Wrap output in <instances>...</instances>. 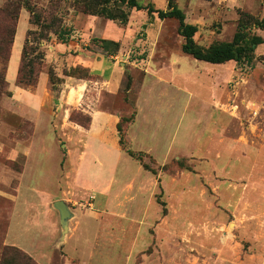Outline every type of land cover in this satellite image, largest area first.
<instances>
[{
    "label": "rangeland",
    "instance_id": "374dc122",
    "mask_svg": "<svg viewBox=\"0 0 264 264\" xmlns=\"http://www.w3.org/2000/svg\"><path fill=\"white\" fill-rule=\"evenodd\" d=\"M173 1L186 15V23L198 27L195 41L205 48L214 42L233 41L241 11L252 10L264 18V0H258L254 6L248 0ZM140 2L168 10L170 0ZM10 5L20 12L14 22L17 35L8 73L7 61L0 57V255L5 246L24 249L26 243L37 240L41 246L37 251L29 248L28 252L38 264L44 263L43 253L48 258L56 255L55 264H61L58 260L62 255L82 264H264V231H256L259 219H253L261 216L264 220V44L256 50L253 65L236 62L212 65L182 55L181 59L188 64H184V77L179 81L186 85L188 94L185 97L183 93L178 99L171 116L163 95L159 99L161 113L155 116L159 122L168 120L172 127L171 131L169 124L164 127L171 146L168 169L159 171L157 176L147 174L142 163L117 150L112 139L103 144L85 137L88 148L85 150L81 144L79 151L83 148L88 153V161L75 174L71 166L73 161L78 166V157L65 159L67 138H63L59 128L62 121L53 114L57 110L54 104L58 103L47 105L52 111L49 116L47 112L37 114L30 110L20 98L19 87L31 90L35 87L19 86L16 78L26 42L25 63L37 61V73L42 70L41 76H48L49 90L59 97L68 89L64 85L70 80L66 73L77 67L69 61V55H76L78 49L73 46L90 50V45L100 47V44L93 41L92 33L80 32L74 24L80 14L74 0H0V38L11 26L6 19ZM109 25L121 36V47L117 53L114 48L102 50L109 57H117L114 61L119 69L120 62H124L126 70H130L116 96L114 109L127 112L126 117H130L136 108L135 94L131 92L134 81L146 79V86L149 83V76L139 68L156 71L169 59H179L185 40L179 34L178 20H161L147 11L133 10L125 26L112 21ZM255 32L264 37V30ZM208 68L221 69L225 75L216 91V73L210 74ZM50 70L56 75L54 85L50 83ZM160 73L172 76L170 72L165 74V70ZM130 79L131 89L127 93ZM44 81L41 80V88ZM146 97L150 99L149 93ZM219 99L221 104L217 108L215 103ZM145 101L141 119L149 115ZM9 111L18 115L11 116ZM73 114L80 121L87 116L81 110ZM11 142L30 147L31 156L22 177L18 174L22 159L14 164L7 161ZM140 142L149 145L147 139ZM165 142L162 139L160 146ZM140 147L136 143L129 145L135 152ZM101 149L102 163L93 164L91 160ZM176 160L185 161L192 172L177 169ZM143 162L154 169L160 167L152 156H145ZM153 178L157 179L154 191L147 182ZM18 180L22 181L20 188ZM142 180H146L149 193L140 197L137 183ZM229 187L235 189V197ZM18 188L16 203L11 196ZM50 196L54 200H71L67 203L75 205L78 214L71 226L73 230L77 225V231L71 233L74 236L68 244L57 250L60 220L57 213L54 216L48 213ZM104 206L107 212H102ZM9 217L14 223L6 240ZM248 217L253 221L252 231H248ZM64 235L62 240L67 236ZM47 239V247H53L43 252Z\"/></svg>",
    "mask_w": 264,
    "mask_h": 264
},
{
    "label": "crops",
    "instance_id": "0c3cea01",
    "mask_svg": "<svg viewBox=\"0 0 264 264\" xmlns=\"http://www.w3.org/2000/svg\"><path fill=\"white\" fill-rule=\"evenodd\" d=\"M155 2H159V0H154ZM258 0H248V3H250L252 6H254L256 3H258ZM258 5V4H257ZM251 6V7H252ZM261 6V5H260ZM157 9V8H156ZM259 9V7H258ZM162 10V9H159ZM167 11V10H165ZM245 12H249L253 15H258V12L250 11V10H244ZM76 24L77 29L80 32H88L92 33V36H95V39H115V42L121 41V36L116 32L109 29L110 21H103L102 18L99 17H92L85 14L80 13L78 16H76V20L74 22ZM125 32L123 31V34ZM86 41H90V39H87ZM114 41V40H112ZM88 42L85 43V45H89ZM24 46V45H23ZM74 48L77 47L76 55H69V61L72 62L75 66H83L85 68L90 69L91 74L96 77L94 80H76L73 78H69L70 80L67 81L65 92H62L63 95L60 94L59 97H55L52 91L49 90L48 84L49 79L46 74H42L39 85L34 89H26V88H20V98L22 99V102L26 104L27 108H30V110H33L37 112V114H42L47 112V115L50 113L52 114V111L47 109V105L49 103L54 104L57 107L55 116L59 118L61 121V126L59 127L60 130L63 132V138H67V143H65L64 146V156L65 159L72 158L74 156L78 157V166L74 163H72V170L73 172L78 173L79 170L81 171V167H83V164L87 162L88 153L86 151H83V148L79 151V145L83 144L84 149L88 148L87 141L85 140L88 138H95L96 140H99L105 144L106 141L110 143V139H112L116 145V149L122 151L124 154H126L119 143V132H118V123L120 122L122 117L128 116V113H123L116 111L114 109L116 96L119 94L120 89L122 88V83L125 80V75H127V72H130V70H126L125 66L126 63L120 62L121 68L119 69V66L117 65V62L114 60L117 59V57H109L107 54H104V51L102 48L96 46V45H90L91 49H82L80 45L73 46ZM23 50V49H22ZM182 55L180 54L178 58L173 57L171 60L169 59V63L165 64L163 67L159 66V69L156 71L151 70H145L143 68H139L141 72H143L145 75L149 76V83L146 86V79H143L142 81L135 82L132 86V90L135 94V111H136V118L135 121L130 125L127 135L129 139V145L131 144H138L140 145V151L144 152L152 156L157 163L160 166L167 165L170 161L169 155H170V149L171 146L169 145V137L168 135H165L164 127L169 124L168 120H165L162 122V120L159 122L158 119L155 117L157 113H161L159 110V104H160V97H163L165 95V98L167 99V113L168 115H173L175 112V108L178 105V99L182 97V94L186 95L188 94V89L186 88V85L182 83V81H179V78L184 77V64L187 62L181 58ZM71 57V59H70ZM14 56H13V50H12V57L9 62L8 72L11 67V64L13 63ZM21 60V59H20ZM188 64V62H187ZM190 64V63H189ZM20 65V63H19ZM225 66V65H224ZM19 69V68H18ZM150 69V68H149ZM161 70H165V74L170 72L172 76H164L160 73ZM208 72L216 73V83L214 84V90L216 91V87L219 85L218 83L221 81V77L225 76L222 74L221 69H211L208 68ZM43 78V79H42ZM124 79V80H123ZM41 80H45L43 83L42 88L40 87ZM75 80V81H72ZM138 83V84H137ZM220 86V85H219ZM148 87V90H145L144 88ZM64 90V87H63ZM144 90V91H143ZM136 92V93H135ZM149 93L150 99L146 97V94ZM13 94L16 96V92H13ZM154 99H152V96ZM14 97V96H13ZM56 98V100H54ZM217 99V96L215 94V97ZM146 102V108L148 109L149 115L145 117L144 119H141V113H142V101ZM221 99H219L215 104L218 106L217 108H220ZM50 106V105H49ZM187 107V102L185 104ZM52 109V107H50ZM54 109V107H53ZM76 110H81V112H84L86 115L90 116L92 121L90 124V127L85 128L83 126H80L70 120L71 113ZM10 112V111H9ZM11 116H17L16 113L10 112ZM49 116V115H48ZM24 118V117H23ZM43 118V117H42ZM48 120L47 118H43ZM41 118L38 120L40 121ZM150 120V121H149ZM234 121V119H232ZM38 121L34 122L37 126ZM68 121V123H66ZM170 126V124H169ZM57 127V126H56ZM172 127L170 126V131ZM57 133V131H54ZM61 139L58 140L59 144L62 143ZM79 139V140H78ZM145 139L149 140V145L143 144V142H140L141 140L144 141ZM166 140L164 145L161 147V141ZM224 141V140H223ZM33 143V142H32ZM31 143V144H32ZM32 146V145H31ZM5 150V149H4ZM7 151V150H6ZM5 151V152H6ZM103 149L100 150V153L94 155V159L91 160V162L94 164V162H101V156L99 154L102 153ZM78 154V155H75ZM6 155L8 159L12 162H17L19 159H22V172L18 173L19 175H22L26 171V164L29 163V158L31 156L30 153V147L25 146L22 143L19 142H11V150L9 152H6ZM127 155V154H126ZM177 158L179 157V154H176ZM220 156V154H218ZM130 157V156H129ZM159 157L161 160H159ZM25 163V166H24ZM142 167V166H141ZM145 170V169H144ZM146 171V170H145ZM147 174H151L149 171H146ZM69 179L71 176L68 174L67 176ZM161 178V177H160ZM146 179V178H145ZM19 181V180H18ZM149 186L153 187L154 191L157 187V179L153 178L147 181ZM146 180H142L141 182L137 183V194L140 195V197L146 196V193L148 192V186ZM20 185H22V181H19L18 186L20 188ZM213 186V185H212ZM231 186V185H230ZM19 188L18 190H15V194L11 196L15 200L16 203H18V194H19ZM110 186L106 188V193ZM218 189L214 188V191L217 192ZM232 190L233 197L235 190L233 187H229V191ZM218 193V192H217ZM230 193V192H229ZM152 194V193H151ZM154 194V192H153ZM219 194V193H218ZM8 195V194H7ZM220 195V194H219ZM230 196V194H229ZM52 200V203H50L48 210V213H51L52 216H54L55 213L58 214L59 220H60V235L59 239L56 240V248H61L64 245L68 244V242L72 239L74 234L71 235V233H75L77 231V225H75L74 229L71 230V226L73 225V222L78 218V214L75 212L77 211V208L75 205L70 206L67 202H70L69 199H62V200H54V197L50 198ZM65 202L68 206L72 218L68 221V231L66 233V236L64 240H62V234L64 233L62 224H61V215L60 212L56 209L55 205L58 202ZM43 202L45 203V200L43 198ZM74 203H78L77 201ZM73 203V204H74ZM81 205V203H78ZM107 204V203H106ZM94 207V204H91ZM251 206L250 203H248V207ZM102 212H107V206H104L102 208ZM10 214V213H9ZM259 219V227L256 229V231H264V220L260 217H255L253 219ZM12 219L9 217L8 221V229L6 233V240H8L9 233L12 229ZM252 224L253 221L248 217V231H252ZM245 225V223H244ZM247 228V226H244ZM23 231V230H22ZM35 232V231H34ZM46 233V231H43ZM125 232V231H123ZM140 233V231H139ZM35 234V233H34ZM65 234V233H64ZM41 235L37 233V238L40 240ZM33 242H36L38 245H31ZM31 244H27L25 246V252H28L29 248L34 249L37 251L39 246V241H33ZM49 243V240L47 239L45 243L43 244L42 251L45 252V249H51L52 247L48 248L47 244ZM16 246V245H12ZM34 246V247H33ZM18 247V246H16ZM20 248V246H19ZM21 249V248H20ZM22 249V250H24ZM32 253V252H31ZM33 255V254H30ZM34 256V255H33ZM42 257L44 263L41 264H55L54 260H56V255H53L52 257H47L45 253L42 254ZM35 258V256L33 257ZM36 259V258H35ZM42 259V258H41ZM37 260V259H36ZM38 261V260H37ZM61 264H82L84 262H80V260H72L68 257H60L58 260ZM227 261V260H225ZM39 262V261H38Z\"/></svg>",
    "mask_w": 264,
    "mask_h": 264
},
{
    "label": "trees",
    "instance_id": "16d2710c",
    "mask_svg": "<svg viewBox=\"0 0 264 264\" xmlns=\"http://www.w3.org/2000/svg\"><path fill=\"white\" fill-rule=\"evenodd\" d=\"M75 9L82 14L104 18L106 20L117 22L123 26L127 25L130 21L131 13L133 10L138 12L147 11L149 15L157 14L161 20L176 19L179 22V34L185 40L182 46L183 54L200 62H205L212 65H224L230 62H236L238 64L253 65L256 61V50L258 47L264 44V37L259 35L255 30H264V18L258 15H253L249 12L241 11L240 19L238 21V30L231 42H214L211 46L205 48L200 46L195 41V36L198 33V27L186 23V15L184 12L170 0L169 8L167 11L156 9L153 5L144 6L140 0H74ZM31 13L33 8L28 7ZM20 12V9H19ZM18 9L15 6L10 5L6 14L7 22H11L10 28H7L4 32V36L0 38V57L5 58L7 61L6 71L8 73L9 62L12 57V50L15 44L17 29L14 26V22L19 16ZM13 22V23H12ZM19 24V23H18ZM94 42H98L103 50L109 51L110 48H114L115 53L120 50V42H115L107 39H93ZM27 43L25 42L22 50V56L16 78V84L25 87H37L40 83L41 72L36 71L37 61L30 60L25 63L27 54ZM68 78H74L76 80H94L95 76L91 74L90 69L83 66H77L74 69H70ZM55 73L50 70L49 77L50 83L54 85ZM9 84V82H8ZM10 85V84H9ZM131 89V79L127 84L126 92ZM84 121H80L75 114L71 115L70 120L85 128L90 127L91 117L84 116ZM136 111L130 117H122L118 123L119 143L122 150L131 158L140 161L145 170L151 172L157 176L159 171L168 169L169 165L160 166L158 169L151 168L143 162L145 156H150L144 152H135L129 148L128 129L130 125L135 121ZM25 124V123H23ZM154 159V158H153ZM155 160V159H154ZM9 164L14 162L7 160ZM177 169L183 171H191V168L183 160L175 161ZM19 168V166H18ZM23 168L20 167L19 171L22 172ZM0 264H38L35 259L16 246H5L0 255Z\"/></svg>",
    "mask_w": 264,
    "mask_h": 264
},
{
    "label": "water",
    "instance_id": "95a60500",
    "mask_svg": "<svg viewBox=\"0 0 264 264\" xmlns=\"http://www.w3.org/2000/svg\"><path fill=\"white\" fill-rule=\"evenodd\" d=\"M56 209L60 212L61 215V224L64 230V233L66 234L68 231V221L70 218H72V214L68 208V206L66 205L65 202L61 201L58 202L55 205Z\"/></svg>",
    "mask_w": 264,
    "mask_h": 264
}]
</instances>
